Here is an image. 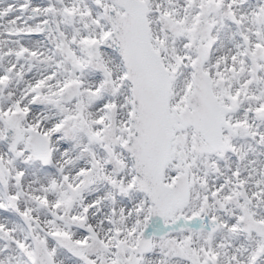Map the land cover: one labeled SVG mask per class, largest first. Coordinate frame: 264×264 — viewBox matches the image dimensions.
Listing matches in <instances>:
<instances>
[{"label":"snow or ice","instance_id":"obj_1","mask_svg":"<svg viewBox=\"0 0 264 264\" xmlns=\"http://www.w3.org/2000/svg\"><path fill=\"white\" fill-rule=\"evenodd\" d=\"M0 264H264V0H0Z\"/></svg>","mask_w":264,"mask_h":264}]
</instances>
